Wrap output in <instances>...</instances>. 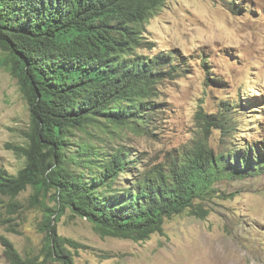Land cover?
<instances>
[{
  "label": "trees",
  "instance_id": "1",
  "mask_svg": "<svg viewBox=\"0 0 264 264\" xmlns=\"http://www.w3.org/2000/svg\"><path fill=\"white\" fill-rule=\"evenodd\" d=\"M166 2L0 0V66L17 80L30 110L25 145L8 144L25 159L24 166L15 175L0 167V204L7 213L23 209L14 200L31 187L45 234L43 261L23 257L1 236L11 264H73L68 247L83 246L59 235L57 223L67 209L102 237L145 242L186 212L206 219L203 201L219 180L264 172L257 145L248 146L246 156L240 147L216 153L208 142L198 141L168 171L136 175L125 152L99 153L74 141L77 131L102 124V118L137 130L160 112L158 86L179 76L186 63L175 52L150 57L137 50L144 44L146 24ZM201 120L206 139L213 127L238 135L226 115L202 114ZM0 220H5L1 211Z\"/></svg>",
  "mask_w": 264,
  "mask_h": 264
},
{
  "label": "rangeland",
  "instance_id": "2",
  "mask_svg": "<svg viewBox=\"0 0 264 264\" xmlns=\"http://www.w3.org/2000/svg\"><path fill=\"white\" fill-rule=\"evenodd\" d=\"M161 10L146 24L137 53L175 52L186 65L158 86L160 112L137 130L102 118V124L77 131L74 141L99 153L125 152L136 175L168 171L198 141L208 142L216 153L240 147L246 156L248 146L257 145L264 156V0H167ZM202 114L226 115L238 135L213 127L206 139ZM29 126V106L17 80L0 66V167L11 174L23 168L25 159L8 144L25 145ZM33 195L31 187L22 192L14 202L23 209L10 213L0 204L5 217L0 237L9 238L23 257L43 261V212L34 207ZM48 205L56 203L49 199ZM203 205L206 219L186 212L145 242L102 237L70 209L57 226L60 236L83 246L68 247L73 264H264V172L219 180ZM0 264H11L1 241Z\"/></svg>",
  "mask_w": 264,
  "mask_h": 264
},
{
  "label": "bare ground",
  "instance_id": "3",
  "mask_svg": "<svg viewBox=\"0 0 264 264\" xmlns=\"http://www.w3.org/2000/svg\"><path fill=\"white\" fill-rule=\"evenodd\" d=\"M163 7V6H162ZM161 10V9H160ZM162 11V10H161ZM110 15V14H109ZM134 27V26H133ZM141 32V31H140ZM140 36V35H139ZM183 57V56H182ZM184 60V59H183ZM137 101V100H136ZM145 117V116H144ZM104 127H105V125H104ZM138 127V126H137Z\"/></svg>",
  "mask_w": 264,
  "mask_h": 264
}]
</instances>
